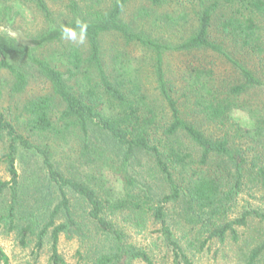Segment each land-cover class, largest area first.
I'll use <instances>...</instances> for the list:
<instances>
[{
	"label": "trees",
	"instance_id": "1",
	"mask_svg": "<svg viewBox=\"0 0 264 264\" xmlns=\"http://www.w3.org/2000/svg\"><path fill=\"white\" fill-rule=\"evenodd\" d=\"M7 1L0 2V29L18 37L0 31V95L9 94L13 115L0 109V162L9 174L0 179V229L17 231L23 244L34 236L37 249L51 233L54 264H65L63 233L110 242L92 264H152L120 222L146 229L152 221L181 264L188 261L175 232L182 222L199 250L228 237L245 241L239 229L252 228L251 219L264 222L260 208L232 216L245 189L264 193V0H190L192 8L165 13L167 0ZM18 16L25 24L15 23ZM77 20L88 26L79 45L61 37L62 26ZM109 34L126 48L108 49ZM172 56L182 60L174 65ZM35 76L48 91L26 95ZM94 128L123 148L122 159L95 144ZM137 151L163 176L162 193L141 189L130 175ZM26 156L34 158L27 185L17 167ZM110 175L122 180L121 190ZM68 190L88 202L86 213L74 210ZM36 201L49 215L22 218ZM262 233L245 235L246 264L264 256ZM0 264H12L1 245Z\"/></svg>",
	"mask_w": 264,
	"mask_h": 264
},
{
	"label": "rangeland",
	"instance_id": "2",
	"mask_svg": "<svg viewBox=\"0 0 264 264\" xmlns=\"http://www.w3.org/2000/svg\"><path fill=\"white\" fill-rule=\"evenodd\" d=\"M3 1L4 0H1L0 2ZM11 3H14V1H7V4ZM184 6H188V9L192 8L190 0H167V4L163 5L160 10L165 13L174 8H181L182 10ZM17 10H21V12L23 13L28 12V10L23 9L21 5L18 6L14 4V11ZM136 10V7L129 9L127 18L133 17L132 14H135ZM27 18H30V16ZM15 23L25 24V19L23 20L22 16H18ZM104 38L107 43L108 49H110V45L114 43H117L116 47L120 49L126 48V44L112 34H109ZM136 54H138V52L133 50L132 55L136 56ZM181 60V58H176V56H172L171 62L175 65L179 64ZM4 79L5 76H2L0 81H4ZM2 86L4 85H0L1 89ZM27 91L28 92H26V95L31 93L34 94L47 92L48 84L41 77L35 76L31 79ZM10 99L11 98L7 91L1 94L0 109L5 111L9 115V117H13L11 110L9 109ZM206 124L207 123L203 124V129L206 132H209L207 129L208 126ZM91 133L93 135V140L95 144H97L98 146L105 147L107 149L108 154L116 157L118 160L123 158V148L117 147L113 140L102 130L94 128ZM4 147L5 144L0 139V158L2 156ZM33 161L34 158H31V156H26L22 158L19 163H17L19 173L21 174V181L25 185H27V175L30 172L29 166L31 163H33ZM129 170L130 175L136 178L137 183L139 184V187L141 189L148 190L147 188L151 186L155 194H160L165 189L166 185L163 176L156 171V169L153 167V163L149 159V156H147L144 152H135L131 160ZM8 178L9 174L5 169V165L0 162V179ZM110 178L115 184L116 188L118 190H121L123 187L122 180L118 179L116 176L113 175H110ZM44 188L45 187L39 190L41 191L39 196H41L42 200H45V197H47V201L49 200V194H51V192H49L47 188ZM29 191H31V188H29ZM68 194L71 197L74 210L78 211L81 214L82 212L86 213L89 209L88 202L83 198L78 197L71 190H68ZM263 194L264 193L262 191H257L255 189H245L237 197L236 205L235 208H233L232 216H238L244 208H260L264 210V201L262 198ZM28 199H30V197H28ZM43 205V202L36 201V204L34 205L35 207H29L28 209H25L22 212V218L26 219V216H28L31 212H44L43 218L44 216L46 218L51 212V210L49 213L45 214V212L47 211L42 208ZM174 218L175 220H179V218H177V216L175 215ZM64 220V214H61L57 217V222H64ZM120 222L126 232L127 241L137 247L146 249L152 257V264H178L175 258V254L172 251V248L164 240L162 233L157 230L159 228V224H155L150 221V224L146 229H139L131 225H124L122 221ZM179 226L180 229H175V232L180 238H182V246L188 258V261H184L183 258H180L179 261L181 264H246L247 256L249 254V250L251 249V245L247 244L245 235H247L248 237H257L261 229L263 230L262 234H264V222H261L259 219H251V226H253L254 228L249 227L247 229H239L241 234H243L242 236L245 238V241L242 240L239 243H235L230 237H228L224 242H220L218 240L209 242L204 249L199 250V248H196L194 245L189 244V242H187V240L191 238L188 237L191 236V234L184 233L185 229L182 228V226H184V223L182 222L181 224H179ZM185 234H187L186 237H184ZM0 245L8 254L12 264H54L51 259V233L47 234L43 246L40 249H37L36 239L34 236L28 237L27 243L23 244L22 236L18 234L17 231H8L6 228L2 227L0 229ZM109 245L110 242H108L105 237L99 234L92 233L90 237L83 240L79 237H72L63 233L60 236L58 250L64 258L65 264H92V258L94 257L96 251L99 248H102L103 246L104 249ZM133 264L147 263L143 260L137 259L133 262ZM256 264H264V256L261 257V259H258Z\"/></svg>",
	"mask_w": 264,
	"mask_h": 264
},
{
	"label": "clouds",
	"instance_id": "3",
	"mask_svg": "<svg viewBox=\"0 0 264 264\" xmlns=\"http://www.w3.org/2000/svg\"><path fill=\"white\" fill-rule=\"evenodd\" d=\"M87 24L77 20L75 26H62L61 37L62 39L72 41L75 44H83L87 36ZM8 38L13 40L17 39L18 33L11 28L0 29Z\"/></svg>",
	"mask_w": 264,
	"mask_h": 264
}]
</instances>
